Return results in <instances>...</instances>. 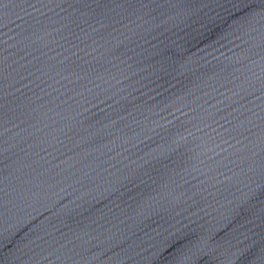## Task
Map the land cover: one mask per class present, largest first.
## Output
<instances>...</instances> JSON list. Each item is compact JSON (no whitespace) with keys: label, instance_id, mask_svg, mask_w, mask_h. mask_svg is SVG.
<instances>
[{"label":"water","instance_id":"obj_1","mask_svg":"<svg viewBox=\"0 0 264 264\" xmlns=\"http://www.w3.org/2000/svg\"><path fill=\"white\" fill-rule=\"evenodd\" d=\"M0 264H264V0H0Z\"/></svg>","mask_w":264,"mask_h":264}]
</instances>
